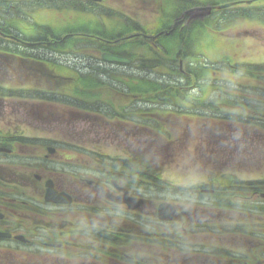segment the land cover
<instances>
[{
	"label": "rangeland",
	"instance_id": "374dc122",
	"mask_svg": "<svg viewBox=\"0 0 264 264\" xmlns=\"http://www.w3.org/2000/svg\"><path fill=\"white\" fill-rule=\"evenodd\" d=\"M236 1L239 4L215 10L217 13L205 18L188 10L185 26L179 29V45L174 43L176 39L169 40L167 45L159 40L158 46L149 40L124 41L132 43L124 52L161 64L151 72L136 65L124 67L103 62L98 40L84 38L72 39L67 47L69 52L35 50L39 57L42 55L49 62L73 70L67 73L66 85L70 88L63 92H34L35 85L40 83L36 78H22L18 71L10 69L5 72L4 64L0 63V118L8 120V136L22 135L31 140L33 148L50 142L64 148L99 150L105 156L122 160L134 154L137 160L144 158L150 166L167 170L164 179L173 177V187L165 181L151 180L152 185L147 187L151 202L159 204L177 199L198 220L188 226L189 234L184 233L186 244L166 246L164 241H155L153 264H230V257H252L253 251L258 250L256 234L261 235L260 244L264 239V199L250 198L255 184L264 182V127L257 125L259 110H264V84L261 89L258 80L242 70L247 65L264 64L261 11L264 0H189L188 5L221 6ZM6 3L18 6L22 1L0 0V21L13 31H18L17 25L9 22L17 21L18 17L31 23L36 20L63 24L60 20L64 17L60 14L53 18L37 13L29 18V11L18 14L7 9ZM176 8L179 6L164 0H104L94 10L110 16L103 32L107 34L104 39H111V36H124L123 32L128 30L122 24L117 28L114 21L119 16L133 19L143 32L154 35L162 31H157L160 23L175 19V14L173 17L170 14ZM246 9L260 10L263 15L246 19L243 13ZM73 22V34L85 36L92 32L97 35L100 30L94 27L95 32L84 25L98 26L105 20L85 23L73 14ZM47 30L49 35L54 32ZM213 30L222 32V40L214 36L217 32ZM134 43L141 46L135 48ZM124 52L120 54L129 55ZM183 55V70L184 64L188 71L195 66L209 67L204 72L207 75L197 84L187 83L178 74L179 58ZM189 62L194 66L189 67ZM181 75L188 77V73ZM172 86L175 94L169 98L170 104L151 98ZM35 93L41 94L33 98ZM130 94L135 98L129 97ZM133 103L135 120H123L115 115L116 112L127 117L128 107ZM147 112H159L167 117L160 120L145 117ZM226 177L249 188L250 191L242 193L244 199L224 196ZM209 189L216 193H203ZM223 203L229 208L220 206ZM151 224L155 226L154 222ZM241 229L247 233L239 235ZM258 252L257 264H264V250Z\"/></svg>",
	"mask_w": 264,
	"mask_h": 264
},
{
	"label": "flooded vegetation",
	"instance_id": "af4514ba",
	"mask_svg": "<svg viewBox=\"0 0 264 264\" xmlns=\"http://www.w3.org/2000/svg\"><path fill=\"white\" fill-rule=\"evenodd\" d=\"M21 1L18 6L9 3L5 6L18 14L29 11V18L32 13L48 14L53 18L60 14L64 17L60 20L63 24L37 21L35 27H31L26 19L18 17L17 21L9 22L17 25L18 31L3 25L4 31L0 33L3 71L9 70L12 59L21 75L32 76L40 82L34 90L57 92L70 88L62 84L69 77L41 63L38 58L43 56L39 57L35 50L68 51L67 47L72 44L73 14H80L85 22L100 18L105 20L104 26L108 25L110 16L94 10L104 0L102 3ZM115 19L117 28L136 22L121 16ZM183 26H179L180 30ZM47 28L54 32L49 35ZM161 32L154 37L137 38L142 37L158 46L161 36L168 37L160 35ZM25 34L31 36L25 37ZM102 41L117 42L116 39ZM10 43L21 52L10 53ZM136 55L131 54L128 66L138 67L144 61ZM179 61L180 71L183 58ZM150 63L158 67L145 71L161 67L158 62ZM57 82L60 85H56ZM128 109L129 116L124 118L135 120V103ZM7 126L8 120L0 118V264H153L155 241H164L170 246L186 244L184 233L189 234L188 226L198 220L196 215L177 199L165 200L164 203L175 206L174 217L171 222H160L158 204L152 203L147 195L151 179L158 176L149 166L137 165L132 154L122 162L113 157L105 159L99 150L83 147L64 148L46 142L41 148H33L31 140L22 135L8 136ZM50 147L55 149L53 154L48 152ZM4 149L12 152L2 151ZM161 180L174 186L173 177ZM49 189L55 191L52 196L47 195ZM259 193L256 190L251 198L259 197ZM137 199L143 200V205L133 208ZM199 200L197 196L196 202Z\"/></svg>",
	"mask_w": 264,
	"mask_h": 264
},
{
	"label": "trees",
	"instance_id": "16d2710c",
	"mask_svg": "<svg viewBox=\"0 0 264 264\" xmlns=\"http://www.w3.org/2000/svg\"><path fill=\"white\" fill-rule=\"evenodd\" d=\"M164 1L167 2V3H174V4L179 6V9L178 8L174 9V11L170 14L171 16L173 14H175L174 15L175 18H178L180 13L183 10L188 9L189 6H190V5H188V1L189 0H164ZM261 11L264 13L263 10H261ZM215 13H217V12L215 11L213 14H215ZM243 13H244V15L247 16L246 19H250L251 16L254 18V17L261 16V14L263 15V13H261L260 10L258 11L256 9L255 10L246 9V10H244ZM255 19H258V18H255ZM173 20L174 19L169 18L167 21H163L162 23H160L157 31L158 30L169 29L170 24H172ZM260 22H263V21H260ZM0 23H1V21H0ZM85 27L89 28L91 30H94L93 28L96 27L100 31H98V32L95 31V30L94 31L97 32V33H101L102 34L103 28L100 25L94 26V25L87 24V25H85ZM0 30L4 31L2 24H0ZM215 31L217 32V30H215ZM92 33L90 35H95V36L99 35V34L96 35L95 33L94 34H92ZM217 33L214 36L217 39H221L222 40V38H221V35H223V34H221L222 32L218 31ZM73 35L75 36V34H73ZM102 35H103V37H105L104 34H102ZM180 36L181 35L179 33V30L177 29V31L174 34H172L170 37L162 36L161 43H162V45L163 44L167 45V42L169 40L176 39V40H174V43H176V45H179V43H180L179 37ZM183 42H184V39H183ZM159 43H160V41H159ZM109 50L110 49L108 47L107 51H109ZM11 51H13L12 47L9 48V52H11ZM28 57H30V56H28ZM183 59H184V55H183ZM40 60H42V62H44L46 65L51 66L56 71V73L59 74V75H63V76L68 77L67 73H71V72L73 73V70L71 71L68 67H65V66L61 67L62 65L59 64V63L54 64L53 62H48V60H46V59H40ZM232 64H230V65H232ZM191 65L194 66V64H192V63L190 64V62H189L188 66L190 67ZM186 68H187V66L185 67V64H184V71L183 72L185 73V75H186V73H188V77H187V75L186 76L181 75V73H179V72H178V74H180V76H182L187 83L191 82V83H194V84H197L198 82H200L199 80L203 79L205 77L204 75H207L206 73H204L205 71L206 72L209 71L208 70L209 67H205V66L203 67V65H201V67L195 66V67H193V69H191L189 71ZM242 70L245 71L250 77L255 78L256 80H258V82L260 83V88L263 89L262 85L264 84V64L263 65H247V66H244L242 68ZM186 71H188V72H186ZM199 73H202L203 75H199ZM62 83H64V82H62ZM176 83H179V81H176ZM75 84H78V83L76 82ZM158 92H160V95L157 94ZM158 92H156L154 94V96L151 97V98H153L154 101H158V102H160V101L163 102L164 101L165 103H168V104H170V102H171L169 100V98L171 97L172 93L175 94V91L173 90V86L169 87L167 89H163V94H162V91H158ZM40 94L41 93H35V94L32 95V97L34 98L35 96H39ZM14 95H16L17 97H21L22 96L21 94H14ZM10 97H15V96H10ZM49 99H51L50 95H48V100ZM260 103H262V102H260ZM259 112H260V114L258 115V117H259L260 121L257 123V125L264 127V110H259ZM144 115H145V117L149 116V117H152L154 119H163L165 117L164 114L159 113V112H147V113H144ZM226 185L227 186L225 187V191H226L227 194L224 195L226 198L234 196V197H239L242 200V199H244L243 194H242L243 191H247V190L249 191V189H247L246 187L240 186V184L238 182H232L231 180H229ZM258 185H260V184H256L255 187H257ZM261 185H263V188H264V182ZM230 193H232V194H230ZM223 199L225 200V198H223ZM220 206L224 207L226 205L223 203V205L221 204ZM226 208H229V207L226 206ZM244 232H245V230L242 231V229H241L238 232V234L242 235V233H244ZM256 236H259V240L262 239L260 234H258V235L256 234ZM259 240H258L259 245H260L259 248L260 249H264V239L261 241V244H260ZM257 252H258V250H256V251L254 250L253 253L251 254L252 257H250V258L249 257L247 258L245 256H240L241 258H239V257H234V258L230 257L229 258L230 264H254L258 260V256H259V252L258 253ZM255 259H256V261L254 262Z\"/></svg>",
	"mask_w": 264,
	"mask_h": 264
},
{
	"label": "water",
	"instance_id": "95a60500",
	"mask_svg": "<svg viewBox=\"0 0 264 264\" xmlns=\"http://www.w3.org/2000/svg\"><path fill=\"white\" fill-rule=\"evenodd\" d=\"M93 1H100V0H93ZM199 11L202 12L201 16H204V15L210 13L211 8L210 7L198 8L196 10H191V13H195V12H199ZM102 58L104 61L109 62V63H116V64H128V63H130V60H128L126 58H122V57L114 56V55H110V54H103ZM140 67H142V68H144V67L145 68H153L155 66L149 65V64H141ZM173 215H174V207L167 205V204H162L159 206L158 217L161 221H164V222L171 221L173 219Z\"/></svg>",
	"mask_w": 264,
	"mask_h": 264
},
{
	"label": "bare ground",
	"instance_id": "6f19581e",
	"mask_svg": "<svg viewBox=\"0 0 264 264\" xmlns=\"http://www.w3.org/2000/svg\"><path fill=\"white\" fill-rule=\"evenodd\" d=\"M31 27H35V26H33V25H30ZM50 67V66H49Z\"/></svg>",
	"mask_w": 264,
	"mask_h": 264
}]
</instances>
